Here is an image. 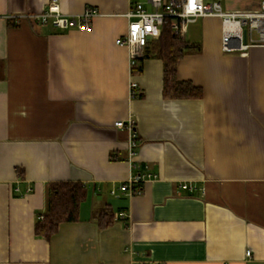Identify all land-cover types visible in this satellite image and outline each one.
<instances>
[{
  "label": "crops",
  "instance_id": "0c3cea01",
  "mask_svg": "<svg viewBox=\"0 0 264 264\" xmlns=\"http://www.w3.org/2000/svg\"><path fill=\"white\" fill-rule=\"evenodd\" d=\"M51 1L76 16L97 7L92 30L27 18ZM219 1L256 10L263 0ZM137 3L154 9L0 0V264H264V44L227 52L219 17L188 22L180 35L200 51L184 54L178 78L203 96L166 99L162 60L144 58L134 73L116 43ZM129 119L133 157L132 132L115 125ZM147 174L132 184L141 193L122 188ZM59 181L83 183L88 196L78 221L38 236L47 187ZM108 205L126 216L101 226Z\"/></svg>",
  "mask_w": 264,
  "mask_h": 264
},
{
  "label": "built area",
  "instance_id": "2783aa9c",
  "mask_svg": "<svg viewBox=\"0 0 264 264\" xmlns=\"http://www.w3.org/2000/svg\"><path fill=\"white\" fill-rule=\"evenodd\" d=\"M153 5L152 11L147 10L143 3L130 7L126 13L128 31L125 36L119 37L116 43L129 48L130 66L133 69L143 58L146 46L151 39H158L166 22L179 34L184 33L188 22L200 16L219 17L223 23L222 46L224 51L245 52L251 45L264 44V0L256 10H225L219 0L206 3L204 0H149ZM99 14L95 6H88L81 15L64 13L57 1H51L40 13L28 15L27 18L36 20L41 25H53L61 29L76 28L80 31L92 30L94 18ZM26 18V17H25ZM255 33L258 37H255ZM131 96L139 92L136 83H131ZM119 128H128L132 132L130 141V155H135L136 138L134 133V120L126 122L117 121ZM139 175L130 182L123 184L124 190L131 193H141L142 189L135 191L132 184L142 182L150 177ZM193 190V187H190ZM114 193V191H112ZM125 212L115 214L116 219L125 218ZM43 218V216H41ZM249 255L250 252L248 251ZM132 264H138L133 262Z\"/></svg>",
  "mask_w": 264,
  "mask_h": 264
},
{
  "label": "trees",
  "instance_id": "16d2710c",
  "mask_svg": "<svg viewBox=\"0 0 264 264\" xmlns=\"http://www.w3.org/2000/svg\"><path fill=\"white\" fill-rule=\"evenodd\" d=\"M10 24L17 25L18 23L10 21ZM149 42L140 61L150 56H156L162 60L164 98H201L203 89L195 86L191 81L180 80L177 71L178 62L184 54L188 51H200L199 44L191 43L183 38L173 30L169 22L164 24L161 35L158 39H155V42L151 45L152 48ZM139 62L132 69V72L139 73L142 71ZM138 95H140V92L135 96ZM134 189L137 191L142 187L139 186ZM87 196L88 189L81 182L59 181L49 184L47 187L46 210L42 213L43 218L39 214L35 223L36 235L48 238L59 229L62 223L78 221L80 205L86 200ZM114 214L115 212L111 206H106L97 213L99 224L101 226L111 224Z\"/></svg>",
  "mask_w": 264,
  "mask_h": 264
}]
</instances>
